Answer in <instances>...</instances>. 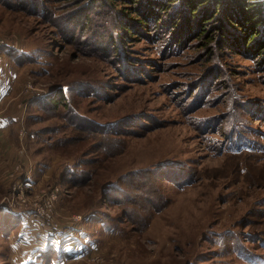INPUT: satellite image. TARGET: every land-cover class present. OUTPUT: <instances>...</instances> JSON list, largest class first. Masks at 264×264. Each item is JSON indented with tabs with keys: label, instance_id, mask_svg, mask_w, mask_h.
Masks as SVG:
<instances>
[{
	"label": "rangeland",
	"instance_id": "374dc122",
	"mask_svg": "<svg viewBox=\"0 0 264 264\" xmlns=\"http://www.w3.org/2000/svg\"><path fill=\"white\" fill-rule=\"evenodd\" d=\"M51 2L55 17L0 0V72L16 74L0 98V230L13 227L0 264H41L49 245L70 254L50 264H264L263 61L213 53L198 30L175 45L173 9L120 41L112 15L128 4L66 19L83 1ZM232 121L256 144L228 136ZM77 161L90 178L69 186L59 176Z\"/></svg>",
	"mask_w": 264,
	"mask_h": 264
},
{
	"label": "trees",
	"instance_id": "16d2710c",
	"mask_svg": "<svg viewBox=\"0 0 264 264\" xmlns=\"http://www.w3.org/2000/svg\"><path fill=\"white\" fill-rule=\"evenodd\" d=\"M2 2L8 4L14 9H22L24 12L35 13L39 16H44L50 12L55 17L56 15L53 12V3L51 0H1ZM58 0H54L57 3ZM83 4H80L77 7V11L85 10L86 7H93L95 3L99 4L101 7L104 5H118L120 2L123 4H128L126 7L131 8V12L127 10H117L116 15H112L115 25L118 28L117 37L120 41H127L128 39L133 38L131 34H141V31L145 32L146 30H151L150 25L146 23L150 17H156V9H163L168 11L173 9L178 11L177 17L178 21H175L174 28L177 29L178 25L181 26V37L175 41V45L179 44L183 39L184 35L188 30L193 32L198 30L197 36L205 38L207 43H210L208 47L213 50L215 53L216 48L219 50L230 49L232 52L243 54V55H252L254 58H259L264 63V0H82ZM112 8V6H110ZM62 8V7H61ZM58 10V8L55 7ZM76 13V9L69 10L66 13L67 16L71 18H76L83 14L82 12ZM133 14H136L135 18ZM58 17H60L58 15ZM82 17V16H81ZM159 17L156 19L158 20ZM147 20V21H146ZM88 22V21H87ZM65 29V28H64ZM143 29V30H142ZM156 30V29H155ZM69 33V32H68ZM174 33V32H173ZM171 32V34H173ZM170 32L169 37L172 39ZM61 35V34H60ZM64 38H67V41H74V34L70 33L68 36L62 35ZM173 36H175L173 34ZM210 41V42H209ZM211 41H213L211 43ZM121 45L119 48H115L110 52V56L113 58H118L122 55L120 52ZM15 57H18V60L26 61L28 60L29 53L21 51H12ZM231 86V85H230ZM89 87L88 85L86 86ZM59 97L66 100H70L69 86H65L59 89ZM211 88L203 90V95L205 97H210ZM98 91V90H97ZM96 91V92H97ZM94 92H92L93 94ZM230 95L233 93L229 90ZM90 94V92H89ZM46 97V96H45ZM33 99V102L40 101V98ZM46 100L48 99L45 98ZM59 98H54L53 95L49 96V101H54L57 103L58 100L61 104H64V101H60ZM204 101V99H203ZM206 101V100H205ZM204 101V102H205ZM234 105L233 96L229 99L228 109ZM232 109H234L232 107ZM66 111L64 112V114ZM68 117L74 120L75 124L82 121L80 117H85L84 114L80 113L73 109L72 106L69 107ZM230 112L229 118L232 119L234 116ZM82 123L86 124V121ZM77 128V127H76ZM80 128V127H79ZM78 128V129H79ZM85 128V126L83 127ZM95 130H97L95 128ZM244 128H238L237 124L232 121L231 126L226 128V133L230 137L241 140L242 143L253 140L256 144L254 136L244 132ZM89 171L84 167L82 161H77L73 165H67L63 168L60 177V180H64L63 183L68 184L69 186L76 185L80 186L85 184V182L90 178ZM78 179V180H77ZM1 209V208H0ZM5 213H10L15 217V223L17 227L20 226V214L17 212H12L10 210L4 209ZM88 215L87 217H89ZM104 225L105 222L102 221ZM12 225V226H13ZM13 230V227L7 225L3 227V230H0L2 234L8 233V231ZM11 230V231H12ZM79 251V250H76ZM62 254L70 255L68 252L64 253L60 249L47 246L44 250H40L38 257L41 264H50L54 259H59ZM69 257V256H68ZM32 264V263H31ZM38 264V263H36Z\"/></svg>",
	"mask_w": 264,
	"mask_h": 264
},
{
	"label": "crops",
	"instance_id": "0c3cea01",
	"mask_svg": "<svg viewBox=\"0 0 264 264\" xmlns=\"http://www.w3.org/2000/svg\"><path fill=\"white\" fill-rule=\"evenodd\" d=\"M3 73L4 72H2V70H1V72H0V98L4 97L5 95H8L10 93V90L13 89L14 80L16 79V74L14 72H10L4 76H3ZM3 118L5 119L6 124H8L10 122V119L8 116H5ZM82 228H84V227L82 226ZM84 231L86 232V230H84ZM79 245L82 246V244H79ZM75 250H78V249H75Z\"/></svg>",
	"mask_w": 264,
	"mask_h": 264
},
{
	"label": "built area",
	"instance_id": "2783aa9c",
	"mask_svg": "<svg viewBox=\"0 0 264 264\" xmlns=\"http://www.w3.org/2000/svg\"><path fill=\"white\" fill-rule=\"evenodd\" d=\"M29 180V179H28Z\"/></svg>",
	"mask_w": 264,
	"mask_h": 264
}]
</instances>
